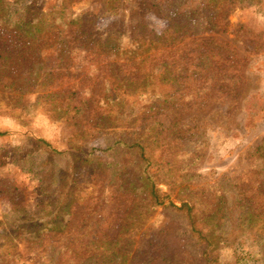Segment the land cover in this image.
<instances>
[{
    "label": "rangeland",
    "instance_id": "1",
    "mask_svg": "<svg viewBox=\"0 0 264 264\" xmlns=\"http://www.w3.org/2000/svg\"><path fill=\"white\" fill-rule=\"evenodd\" d=\"M66 1L73 16L91 14L97 31L117 18L107 11L115 0ZM63 2L0 0V254L13 255L0 264H172L182 251L188 258L181 218L128 191L144 183L134 154L107 150L121 133L146 148L163 192L190 193L224 258L237 248L264 261V0H127L142 4L133 18L155 33L174 25L169 45L152 52L150 79L139 59L100 55L74 30L41 32L43 16ZM22 7L39 25L33 37L1 22ZM113 64L126 72L120 85ZM121 94L124 102L106 99ZM41 186L50 195L68 188L70 215L62 230L28 241L5 221L45 201ZM164 227L168 252L147 251L142 240Z\"/></svg>",
    "mask_w": 264,
    "mask_h": 264
},
{
    "label": "trees",
    "instance_id": "2",
    "mask_svg": "<svg viewBox=\"0 0 264 264\" xmlns=\"http://www.w3.org/2000/svg\"><path fill=\"white\" fill-rule=\"evenodd\" d=\"M15 5L18 4L15 3ZM140 8H142V4L131 8V2L129 3L127 0H115L113 4L109 5L107 11L116 14V20L105 30L97 31L92 26L93 19L91 14L86 12L73 16L70 12V4L64 0L59 8L43 16L41 23L43 29L41 28V32L44 29L55 26V24L65 30H74L87 47L100 53V55H108L112 58L126 56L129 60L139 59V68L143 75L142 79H150L153 74L152 52L160 46L164 48L169 45L170 39L168 32L174 31V25L169 24L164 32L157 34L147 28L145 21H137L133 18L134 13L139 11L141 12L140 16L143 15V9L140 10ZM145 9H150L149 5ZM25 10L26 8L22 7L13 11V13H8L3 19L1 18V22L9 27L22 30L27 35L33 37L40 31L38 28L39 25L32 24L33 21L26 20L21 15ZM123 39L127 41L125 46L122 45ZM111 69L113 79L118 81V85H120L122 81L119 80H124L126 72L120 74V69L116 64H113ZM106 99L110 102L117 100L124 102L122 94L120 96L106 95ZM2 135L3 133L0 132V136ZM120 135V138H116L110 142L107 150L114 151V147L118 146L116 147L117 151L119 148H124L131 154H134L136 157V166L141 171L139 173L144 183L142 187H133L130 185L128 191L133 194L142 192L145 195L146 203L152 207L171 208L181 218L184 224V235L187 238L192 255L190 254L188 258H185V251H182L181 254L174 253V261L172 264H264L263 259L258 255H252L243 249L238 250L237 248L229 249V260L224 258L222 256L223 252L214 247L209 236L206 234L205 225L198 219L194 200L190 193L185 191L184 187L178 190L169 187L166 192H163L159 188V184L152 172L148 171L151 166L150 158L148 157L146 148L140 143V140L125 133H121ZM38 142L42 146V149L47 152L59 154L46 140L40 139ZM40 191L41 195H47L45 201L35 204L33 209L22 208L19 218L9 217L5 221L9 231L14 232L22 239L28 241H38L44 233L62 230L65 228L67 217L70 215L68 212L66 214L64 213L68 209V206H66L69 196L68 188H60L51 195L45 192L46 190L42 189V186ZM48 195L52 197L49 198L50 196ZM177 203L178 205H176ZM61 214H63L62 218ZM166 231L167 229L164 227L155 232H151L142 240V246L147 251L156 247L168 252L170 244L169 237L165 234ZM129 242H131L130 238L126 241L122 240L120 244L126 245ZM110 245L114 247V253H120L118 244L110 242L108 246L110 247ZM0 256L5 257L7 260L13 258L11 252L6 250H1Z\"/></svg>",
    "mask_w": 264,
    "mask_h": 264
}]
</instances>
